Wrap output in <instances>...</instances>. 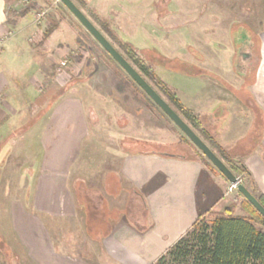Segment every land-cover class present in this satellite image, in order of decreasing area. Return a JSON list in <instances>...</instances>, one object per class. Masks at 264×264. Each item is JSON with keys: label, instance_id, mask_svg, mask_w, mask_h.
<instances>
[{"label": "crops", "instance_id": "1", "mask_svg": "<svg viewBox=\"0 0 264 264\" xmlns=\"http://www.w3.org/2000/svg\"><path fill=\"white\" fill-rule=\"evenodd\" d=\"M85 1L97 11L100 6H114L113 0ZM131 1L137 0L126 2ZM79 8L97 26L85 9ZM20 11L14 0H0V37L6 36L0 47V145L7 141L3 147H9L16 140L25 143V135L32 132L38 144L35 171L28 183L35 212L25 210L22 202L10 209L15 240L26 256L23 264H154L198 216L229 205V182L195 155L125 150L117 154L118 164L108 172L112 175L109 186L101 177L93 187L83 180L84 190H80L79 181L74 180L78 174L70 176L88 134L84 103L77 95V83H72L80 72L75 64L79 35L60 21L44 37L51 25L47 26L46 20L35 23L33 15H21ZM257 32V63L251 84L241 79L249 68L241 74L232 56L231 70L220 75L216 64L215 72L212 64L205 65L212 59L201 55L202 71L193 76L196 86L184 80L171 89L199 118L216 145L244 163L255 191L264 194V28ZM245 34L254 42L251 32ZM63 55L70 60L64 69L58 66ZM207 70L223 78L217 80L207 75ZM223 81L230 86L222 85ZM242 89L249 94L246 98L238 95ZM252 130L258 140L248 145ZM233 133L241 135L232 137ZM30 141L32 148L35 142ZM103 192L108 198L103 195L100 200L108 210L103 212L104 223L96 225L98 232L92 236L89 231L84 234L79 228H70L76 240L66 242L62 237L54 242L52 233L58 237L62 233L54 229L56 222H79L85 215L83 204H97L96 196ZM79 236L89 239L77 244Z\"/></svg>", "mask_w": 264, "mask_h": 264}, {"label": "rangeland", "instance_id": "2", "mask_svg": "<svg viewBox=\"0 0 264 264\" xmlns=\"http://www.w3.org/2000/svg\"><path fill=\"white\" fill-rule=\"evenodd\" d=\"M14 1L20 6V14L29 13V17L33 15L35 23L46 20L47 26H52L61 21L70 25L79 35L80 43L77 45L76 53V55L79 54V58L75 64L78 65L80 72L75 77L77 81L72 83L74 85L77 83V95L84 103L88 134L82 141L80 155L70 170V176L78 174L74 180L79 181L80 190H84L83 180L90 181L89 184L93 187L94 182L101 177L106 179L109 186L112 175L108 172L115 169L119 159L117 154L121 151L203 155L59 0ZM72 1L78 8L85 9L100 32L124 57L121 43L127 42L135 49L137 56L149 66L154 79L145 76L133 62L130 64L167 103L170 102L164 90H170L176 82L183 83L185 80L196 84V77L193 76L202 71L198 58L201 55L212 59L210 61L207 59L206 64H203L207 67L212 64L213 70L208 69L213 72L216 71V64V73L220 75L222 71L231 70L230 57L232 56L235 63L241 64L242 67H238L241 74L249 68L247 75L241 78L244 83L251 84L254 80L257 63L255 58L258 52V39L255 34L264 28V0H137L131 3L126 2L127 0L124 2L121 0L123 3L120 0H113L114 6H105V11L103 6H100L102 8L98 11L91 4H89L90 7L86 6L85 0ZM38 12L44 13L39 21L36 19ZM241 32H251L256 43L255 49L253 50V47L250 49L252 56L245 63L239 60L237 54V48L243 43L236 39L241 37L235 39L236 34L240 35ZM84 54H87L86 59H83ZM253 60H255L254 63ZM62 61H65L64 65H61ZM59 64L63 69L70 66L69 57L63 55L58 66ZM218 65H221V69ZM209 70L206 71L207 75L217 80L223 78L222 76L218 78ZM180 74H184L185 77ZM241 79L238 83H241ZM192 83L191 86H193ZM222 85L230 86L224 81ZM238 95L246 98L249 94L242 89ZM46 110L47 108L41 110L34 119H37L40 114L43 115ZM188 124L191 126L190 123ZM193 130L228 165L220 156L219 150L198 130ZM233 135L241 134L233 133L231 136L235 137ZM25 138V143L16 140L9 147H3L7 141L0 145V264H23L26 258L22 253V247L15 240L10 216L11 207L20 202L25 210L35 212L30 202L28 183L32 180L35 171L37 136L32 132L25 135ZM29 138H31L30 144L35 142L32 148L29 147ZM257 140L258 137L253 130L250 131L247 137L248 145L253 142L256 144ZM233 160L236 162L239 159L233 156ZM216 170L214 171L221 174ZM239 181L248 190L251 189V184L245 175H242ZM229 186L230 183H228ZM109 190L112 189L109 187ZM78 194L81 196L80 192ZM227 194L229 204L235 205V214L243 215L250 210L245 206L244 197L236 188L231 191L227 189ZM103 195L108 198V194L103 192L102 196H96L97 204L87 202L86 206L83 204L82 209L85 215L79 222L70 220L56 222L57 228L54 229H59L62 233L59 235L61 237L55 235V232L52 233L53 241L58 242L62 237L66 242L70 239L76 240L74 232L69 231L70 228H79L80 233L84 234H88L89 231L92 236L98 232L95 230L96 225L104 223L103 212L108 210L103 208L104 201L100 200ZM88 237L79 236L77 237L79 241L75 242L81 244L80 241L84 242Z\"/></svg>", "mask_w": 264, "mask_h": 264}, {"label": "trees", "instance_id": "3", "mask_svg": "<svg viewBox=\"0 0 264 264\" xmlns=\"http://www.w3.org/2000/svg\"><path fill=\"white\" fill-rule=\"evenodd\" d=\"M52 29L53 26L48 27L44 31V37ZM120 46L128 62H133L145 76L154 79L149 66L137 56L129 43L123 42ZM164 92L169 99L168 104L179 116L219 150L220 156L228 163L226 166L239 179H242V175L247 177L251 184L250 192L264 207V194L255 191L250 172L244 163L241 160L235 162L232 155L216 145L201 126L199 118L180 102L171 89ZM198 158L216 170L203 155L200 154ZM243 202L250 209L243 215L235 214V205L231 203L222 211H210L198 216L190 229L161 254L154 264H264V218L245 198Z\"/></svg>", "mask_w": 264, "mask_h": 264}, {"label": "water", "instance_id": "4", "mask_svg": "<svg viewBox=\"0 0 264 264\" xmlns=\"http://www.w3.org/2000/svg\"><path fill=\"white\" fill-rule=\"evenodd\" d=\"M74 18L92 35L97 43L110 57L127 73V75L144 91V93L169 117L182 131L189 141L207 158L230 184L235 185L237 191L255 208L264 218V207L256 197L242 184L238 177L226 166L214 151L199 137L198 134L184 121L179 114L162 98V96L145 80L128 60L108 41L100 30L76 6L72 0H59Z\"/></svg>", "mask_w": 264, "mask_h": 264}, {"label": "flooded vegetation", "instance_id": "5", "mask_svg": "<svg viewBox=\"0 0 264 264\" xmlns=\"http://www.w3.org/2000/svg\"><path fill=\"white\" fill-rule=\"evenodd\" d=\"M241 37V38H238V37ZM238 38V39H236ZM235 39L238 40V41H241L243 43V45L239 46L237 48V54L239 55V60L243 61L245 63V61H248L249 58L252 56V53L250 52V49L252 48L253 50L255 49L254 48V42L252 41H248L247 39V36L244 32H241L240 35H237L235 36ZM240 39V40H239ZM237 68L238 67H242L240 63H235Z\"/></svg>", "mask_w": 264, "mask_h": 264}, {"label": "built area", "instance_id": "6", "mask_svg": "<svg viewBox=\"0 0 264 264\" xmlns=\"http://www.w3.org/2000/svg\"><path fill=\"white\" fill-rule=\"evenodd\" d=\"M43 15H44L43 12H38L37 15H36V19L38 21L41 20ZM5 38H6V36L0 37V47H1V44L3 43V41L5 40ZM64 64H65V61H62L61 65H64ZM233 188H235V185L230 184V186L228 187V191H231Z\"/></svg>", "mask_w": 264, "mask_h": 264}]
</instances>
